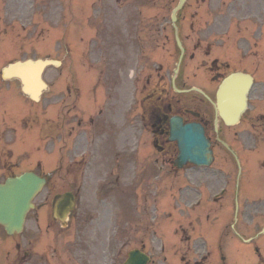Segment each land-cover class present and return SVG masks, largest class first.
<instances>
[{
	"label": "flooded vegetation",
	"instance_id": "obj_1",
	"mask_svg": "<svg viewBox=\"0 0 264 264\" xmlns=\"http://www.w3.org/2000/svg\"><path fill=\"white\" fill-rule=\"evenodd\" d=\"M195 1L203 2V5L208 7L202 9L198 20H184L183 25L179 24L180 38L189 64L185 66L178 85L184 89L198 87L209 95L210 101L200 95H189L187 96L188 105L186 107L181 105L177 110L185 121H197L203 124L215 156L210 166V173L204 174L210 177V264H214L213 253L217 251L228 253V257L222 256L223 264H248L249 262L264 264V238L252 239L248 244H245L244 240L258 235L261 232V222L264 220V2L263 0H236L237 4L229 6L227 15L229 18L219 20V24L216 25L215 22L210 23V13H213V11L210 12V5L212 3L214 6V0ZM253 2H256L258 7L254 11L252 10ZM26 3L27 0H0V7L5 16L2 34L16 32L19 34L17 38L21 43L31 42L35 33L33 27L30 26L31 31L27 24H22L19 32L16 27L20 22H28L36 17L37 5ZM220 5L225 6L226 3ZM232 6L233 9L238 6L248 12L237 20L231 19ZM27 10H31L34 15ZM216 12L222 11L216 9ZM47 22H52V17H48ZM161 25L166 32L163 40L159 35ZM125 28L123 30L116 25L117 37L121 42L131 43L136 40L138 43L174 44L176 38L175 35L168 34L169 26L166 20L162 23L156 21L153 26L142 27L143 31L149 33L146 36L141 34L136 37L123 36L124 31L127 34H133L134 24L128 23ZM15 42L19 44L17 39ZM175 55L176 52L170 49L163 53L165 58L170 59ZM236 72L247 73L254 77L249 108L235 125H228L219 119L217 132V115L214 106L217 89L223 79ZM164 82V75L158 74L155 80L147 77L142 85V105L148 114L145 117V127L153 135L148 141L157 151L156 162L162 165L167 164L166 153L172 150L168 140L169 117L174 115L175 108L181 102L174 103L166 97ZM77 108L76 103L66 102L63 113L57 117H51L45 123L48 141L51 140L53 145L60 143L65 146L63 150L70 156L68 160L71 167H102V151L104 149L105 152L108 151L106 146L109 143H104L105 137L112 136L117 142L114 154H118L120 149L126 154L134 149L135 106L133 103L130 105V114L125 121L103 119L102 108L99 109L100 116H86L88 107L85 104L80 105L79 109L83 116H79ZM73 112L75 115L71 116ZM29 123H32V127L35 128L39 126L40 121L36 118ZM220 139L237 153L241 167ZM70 144L73 145L72 148ZM115 167H121V165L117 164ZM190 168L184 169L185 172ZM2 169L4 178L16 174L14 170L16 167H2ZM66 170V177L74 175L70 168ZM176 172L179 199L190 203L196 194V187L193 185L184 187L182 177L186 173L178 169ZM196 176L191 174V178ZM54 177V174L50 175V182ZM119 181L117 179V182ZM147 183L151 184L150 178ZM33 241V235L25 239L19 236L7 240L0 227V264H6L7 253L10 257L8 264H26L32 261L34 255L30 248ZM252 250L255 253L254 260H251Z\"/></svg>",
	"mask_w": 264,
	"mask_h": 264
},
{
	"label": "rangeland",
	"instance_id": "obj_2",
	"mask_svg": "<svg viewBox=\"0 0 264 264\" xmlns=\"http://www.w3.org/2000/svg\"><path fill=\"white\" fill-rule=\"evenodd\" d=\"M59 1V0H58ZM57 0H54V3L57 4ZM30 56V54H28ZM43 57V54H40ZM264 57V53H263ZM68 62L66 63L67 67ZM85 67L88 68V65L84 61ZM73 73H79L83 82H86L87 78L91 79V88L93 87V83L96 81L93 76V71L85 70L81 67V64L78 60H75L72 68ZM62 71H56V69L49 68L45 74V80L47 82L51 81L52 92H46L45 97L47 99L53 98L52 94H60L62 92H58L56 90V86L58 88L63 87L65 84H68L67 77L66 81L61 79ZM75 78V77H74ZM74 78L69 79V85L72 87L75 85ZM80 78L78 79L79 83ZM58 81V82H57ZM56 83V85H55ZM81 83V80H80ZM55 85V87H54ZM55 88V89H54ZM55 92H54V91ZM47 96V97H46ZM19 103V102H15ZM46 151V150H45ZM38 152L34 151L35 161L39 159ZM19 156H15L14 159L17 160L20 164L22 163V159H17ZM40 171L46 172V167H40ZM166 185L171 183V178L166 177ZM54 189L53 186L48 189H45L42 195L37 199V204L40 205L42 201L47 197L50 190ZM60 185H57L56 190H60ZM55 190V189H54ZM124 191V192H123ZM121 195V201H126V190L123 188ZM141 193V192H140ZM141 195V194H140ZM167 197H169V193H167ZM91 201L90 197H86V203ZM168 204H163L162 212L167 211L172 212L171 217H161L155 222L152 220V213L146 210V207L143 203L142 196L135 197L133 201V211H129V206L127 202H124L122 206V210L119 217H122V220H126L127 217L131 218V224L126 225L125 221H121L120 225L123 224V228L119 230L118 233L116 231H112L109 222V215H103V219L99 218V214L97 210L93 207V209H89L95 217L96 222L91 225L88 229L85 230V234L81 237L82 242H74V236L70 231L60 232V227L58 224L52 225V233L49 237L45 238L48 240L47 246L50 248V254L54 252V255L51 256V264H120L126 257L128 250L131 247H141V245H145L146 252L152 255L154 262L153 264H182L180 261V254L177 251V245L179 244V237L175 235L174 229L178 226V221L176 219V209L174 198H167L166 202ZM89 205H85L87 207ZM45 207L38 209L35 213H43L45 211ZM90 213V212H88ZM88 220V217H86ZM167 219V221H165ZM172 228L164 226V223ZM74 224V221L70 223V225ZM113 224V222H112ZM82 223L75 225L73 227L74 230H80L84 228ZM56 229L57 232H53ZM203 230H207V228H202L199 230L203 232ZM194 238L191 243L192 245H201L202 241L197 239V236L194 234L190 235V239ZM165 244L167 246L166 252H161V245ZM202 246V245H201ZM164 257L167 258V261L170 263L163 262Z\"/></svg>",
	"mask_w": 264,
	"mask_h": 264
},
{
	"label": "water",
	"instance_id": "obj_3",
	"mask_svg": "<svg viewBox=\"0 0 264 264\" xmlns=\"http://www.w3.org/2000/svg\"><path fill=\"white\" fill-rule=\"evenodd\" d=\"M45 63H29L12 67L7 75H18L24 79V71L34 69L40 78V72ZM174 137L180 142V162L185 164L191 161L195 164L210 163L209 143L206 140L203 130L196 125H188L178 128ZM41 188V181L32 175H25L22 178L9 180L5 185L0 186V223L5 225L11 233L15 227L21 229L24 216L29 209L30 201ZM147 258L140 253H133L127 264H146Z\"/></svg>",
	"mask_w": 264,
	"mask_h": 264
}]
</instances>
